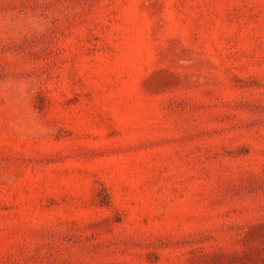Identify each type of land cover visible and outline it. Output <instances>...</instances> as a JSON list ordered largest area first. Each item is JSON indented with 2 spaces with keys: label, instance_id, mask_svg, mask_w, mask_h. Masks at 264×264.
<instances>
[{
  "label": "rangeland",
  "instance_id": "rangeland-1",
  "mask_svg": "<svg viewBox=\"0 0 264 264\" xmlns=\"http://www.w3.org/2000/svg\"><path fill=\"white\" fill-rule=\"evenodd\" d=\"M0 264H264V0H0Z\"/></svg>",
  "mask_w": 264,
  "mask_h": 264
}]
</instances>
